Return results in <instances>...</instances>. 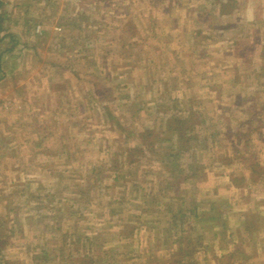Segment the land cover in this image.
<instances>
[{
  "label": "rangeland",
  "instance_id": "1",
  "mask_svg": "<svg viewBox=\"0 0 264 264\" xmlns=\"http://www.w3.org/2000/svg\"><path fill=\"white\" fill-rule=\"evenodd\" d=\"M240 2L232 14L217 17L209 24L195 25L186 7L174 5L168 10V0H112L109 5L103 0H0L5 29L1 36L11 32L18 40L15 48L8 52L11 48L8 38L0 43V54L7 66H4L6 81L0 82V223L3 228L15 223L14 220L7 222L10 217H5L7 211L1 210V204L12 202L14 210L20 205L21 216L10 245L0 252V260L5 259L9 264H58L54 257L61 263L63 248L67 259L89 256L103 260L97 251H100L99 241L106 238L104 247L109 249L110 255L99 264H115L119 260L118 264L156 262L151 256L153 250L150 252L152 242L146 239V234L138 236L143 239L142 246L133 243L114 248L116 243L112 237L119 229L110 228L107 223L110 220L116 223L117 217L111 218L112 208L106 202L119 192H130L128 186L101 188L81 199L72 188L73 179L78 177L70 179L67 173L65 179L60 178L71 167L82 171L95 165H104L106 169L114 163L119 165L120 157L113 158V155L115 152L123 154L119 148L123 136L118 135L119 128L113 131L107 125L108 118L102 116L105 103L97 105L103 99L98 98L95 91L97 85L112 87L107 80L112 78L114 88L121 83L119 87H126L131 96V100L110 98L106 104L120 117L125 133L157 129L169 119L172 110L193 109L204 120L194 142V145L208 147L205 151L208 153L194 158L206 168L202 174L204 182L199 186L203 192L215 190L220 200L229 199V209L223 206L228 216L227 226L229 231H235L234 245L243 244L249 259L228 262L217 258L213 262L211 255L226 254L219 250L220 243L213 242L209 249L212 254L200 252L195 258L197 264H264V236H260L261 242L258 240L256 247H251L241 234L244 232L238 214L247 207L243 197L259 200L264 197V178L250 185L251 189L245 187L240 192L232 186L233 177H249L247 159L252 158L253 151V160L264 168V151H260L264 148V71H250L252 68L260 70L262 61L255 59L253 67L241 58L240 62L239 59L232 61L229 56L235 35L242 41L256 34L248 38L254 43L258 38L256 50L264 43V0ZM83 6L90 10L88 23L94 39L85 47L72 46L73 50L68 51L72 39L60 37L63 29L59 21L66 14L73 18ZM128 21L135 23V35L129 36L124 31ZM218 23L233 27L215 29ZM194 30H203L202 35L207 39L198 38ZM124 39L134 43L130 53L137 59L135 66L128 65L122 57L127 53ZM64 41L66 43L62 44ZM197 44L196 50L204 47L207 51L203 59L194 52ZM103 57L107 62L102 61ZM125 67L128 70H123ZM134 98L141 104L144 117L136 115ZM227 125L231 129H225ZM7 134L12 145L18 147L14 151L15 158L3 143V136ZM132 138L137 139L136 135ZM64 143H68L69 148L73 146L77 153L75 164L72 161L66 165L59 155L51 157L49 154L48 151L60 154L62 149H67ZM150 143H153L152 137ZM126 145H136V142ZM43 151L47 152L45 156ZM189 158L187 154L180 160L183 164L193 162ZM159 161V155L140 161L145 179L161 181ZM109 175L104 174L103 185L112 186L113 177ZM153 187L157 189V185ZM191 187L194 186L190 184ZM261 209L264 216V207ZM156 233H160V229L155 230ZM192 234L205 240L210 238L208 231L200 226H196ZM76 235L80 236V243L75 242ZM88 237L96 241L88 245L85 242ZM130 249H140L142 253L131 257L133 253L127 252ZM228 249L232 252L233 245H228ZM43 251H48L47 259L43 258ZM159 253L166 255V252ZM35 255L39 258L34 259Z\"/></svg>",
  "mask_w": 264,
  "mask_h": 264
},
{
  "label": "trees",
  "instance_id": "2",
  "mask_svg": "<svg viewBox=\"0 0 264 264\" xmlns=\"http://www.w3.org/2000/svg\"><path fill=\"white\" fill-rule=\"evenodd\" d=\"M103 1L106 5H109L112 0ZM182 2L183 0H168L169 4L167 8L171 11L174 5L181 7ZM194 2L195 5L199 3L198 6L191 7L193 13H190V15H192L193 23L195 25L209 24L211 20H216L217 17L230 15L241 5L240 0H195ZM90 16L91 13L88 12V10H85L84 12H81V14L75 15L73 18L66 14L59 21V26L63 29L62 33H60V37H62L63 40L68 38L72 39V49L67 47L68 51L73 50V47L81 45L85 47V44L94 39L90 24L88 23ZM215 26H217L215 29L222 28L223 30L230 29V26L233 27V25H220V23L215 24ZM134 27L135 23L128 21L124 31L127 32V35L130 34L129 36L135 35ZM3 31V21L0 18V35ZM194 32L198 38L207 39V37H203L202 30H194ZM46 34L47 33H45V35ZM3 38H8V42L11 44V48L7 49V52L13 50L18 42V40H16V36L13 33L8 32L3 35ZM246 40L247 39L236 42L234 45V51L243 59L248 58L257 46V44L255 46L254 43L252 44ZM2 42L3 39L0 36V43ZM65 43V41L62 42V44ZM124 45L127 47V49L125 48V52L127 53L125 55L122 54L123 56H121L127 63L129 62L128 65L135 66V64H137V59H134V55L130 53V49L134 46V43L129 41L127 43L124 39ZM260 48L263 52L264 45ZM170 53H173V51H170ZM197 55L199 59H203L207 56L206 49L203 47ZM2 57L3 55L0 54V74L2 73V76H0V82L6 81L5 78L7 76V73L4 71V66H7L4 64ZM103 59L104 60L102 61L104 63L107 62L106 57H103ZM134 61L136 62L134 63ZM180 63L184 64L183 61ZM123 70L128 69L125 67ZM107 80H109V85L112 87H99L98 85L95 87V91L98 93V98L103 99V101L97 105L100 106L99 104L105 103L103 106L105 111L102 116L108 118L106 119L107 125L113 131H117L119 128L120 131L118 135L120 137L123 136V138H120L119 148L121 149L120 152H123V154L125 153V155L123 156V154H118L119 152L114 153L113 158L120 157L121 161L119 162V165L114 163L113 166L111 165L110 167H107V169L104 165H99L97 167H95V165L91 169H83L82 171L71 167L65 170L64 175L61 176L60 174V178L65 179V176L67 177V173L70 174V179L77 176L78 178L73 179L72 188L75 189V194H77V196L81 199L85 198L90 193L94 194L101 188L110 190L113 189L112 187L128 186L130 192H126L125 190V192H119L120 194H115L114 197H110L111 199H107L109 201L106 202L112 208L110 212L111 218L117 217L116 223H112L111 220L107 223L108 227L111 228L117 226L119 229L113 234L114 237H112L115 239L116 243L114 248L118 249L121 245L131 246L133 243H140L142 246L143 239L138 238V236L141 235L144 237L143 234H146V239H150L152 242L151 245L153 248L150 250V252L153 250L151 254H154L151 255L152 259L156 258V262L152 263L151 260L150 264H197L195 257L200 248L209 249V244H206L201 240V238H203L202 236H194L192 234L193 229L196 228V226L194 227V224L196 225L198 222L199 224L211 225L208 228L211 235L210 241L212 243H220L219 250L226 252L225 255H222L221 257L216 256L214 258H219V260L225 258L228 262H230L231 259L236 256V252L243 256L245 254L241 247L243 244L240 245L236 243V245H234L235 243L232 241L234 240L233 234L235 231H229L228 229V216L223 210L224 207L221 205L217 208V205L214 202H209L208 210H199V208H203L204 203H206L204 201L200 202L201 200H199V195L201 194V188L199 185L201 182H204L202 181V174L206 168L200 164V161H194V158H198V156L201 158L208 153L205 152L208 147L202 144L194 145V142L197 140L201 132L200 130L204 125V120H202L198 114L196 115V112H194L193 109L186 112H175L172 110L169 119L165 121V124H163V122L157 129L143 130L139 133H125L126 131L121 124L119 119L120 117H117L114 110L107 107L106 104H108L107 102H110V98L131 100V96L126 87H119L121 86V83L116 84L117 87L115 86L114 88V85L111 83V81H113L112 78ZM77 101L79 103V98ZM132 101H134L133 105L137 110L136 115L141 117L144 112L143 108H141V104L137 101V98H134ZM225 129H231L230 125L225 126ZM135 135L140 144L137 142V139L132 138L133 136L135 137ZM151 137L153 139V143H150ZM3 138L4 145L9 150L11 149L10 154H12V157L15 158L14 151L18 150V147H14L12 145L9 134L4 135ZM127 142H136V145L128 146L126 145ZM262 142L264 144V140ZM64 144L67 149H62L60 154L48 151L49 154H51V157L59 155L60 159L66 165H69L72 161H74L72 164H75L77 161V153L74 149H72L73 146L69 148L68 143ZM43 153V156H45V153L47 152L43 151ZM187 154H190V158L193 162L184 163V165L180 159L182 157L184 160ZM156 155H159L161 158V161H159V166L161 168L159 167L160 169L158 170V174L161 175V181H157L155 183V181H153L154 179H145L147 176L143 175L140 171V161L148 156ZM252 155V158L250 156L247 159L250 162L249 177L242 175L238 178L233 177L232 179L233 185L241 189L247 186H249L247 188H251L250 185L257 184L259 178H264V169L260 167L257 160H253L255 155ZM127 159H130V161H127ZM105 163L107 164V162ZM170 166H173L174 169L170 168ZM131 170L133 172H131ZM104 174H106L107 177L111 174L113 177L112 186L103 185ZM152 182L153 186L157 185V189H154ZM245 182H247L246 185H244ZM190 184L194 187L189 188ZM9 195H12V192L9 193ZM21 195L24 196L22 192ZM31 195H33V193H31ZM7 198L10 199V196H7ZM90 198H93V196L91 195ZM12 204L14 203L7 202L4 205L1 204V210L4 209L7 211V215L5 217H10L9 220L7 219V222H13L14 220L15 223L7 228H3V224L0 223V252H4L8 248L11 243L10 240L13 236V230L18 227L19 222L21 221V216L19 214L20 205H17L16 207L18 210H14V206L11 208ZM11 212L14 214L12 217L10 214ZM239 217L241 219L239 222L243 227V232L247 238L246 240L248 244L252 245V247H256V234L253 233H258L260 227L264 224L263 216L256 215V217L253 216L252 218L249 213H243L239 214ZM158 229H160V233L155 234V230ZM75 238V242L80 243V236L76 235ZM94 241H96V238L88 237L85 242L89 245L94 243ZM107 241L108 240L106 238L99 241L98 249L100 251L97 252L103 256V260H95L89 256H82L78 258L69 256L68 260L64 257L66 251L65 248H63L61 249V252L64 253H62L63 261L59 263L60 260L56 256L54 257V261H57L58 264H74L75 262H77V264H99L105 260V257L110 255L109 249L104 247L105 242ZM83 243L84 241L82 244ZM228 245H233L235 250L229 252ZM161 249L163 251H160ZM127 252L133 253L131 257H137L142 253V250L130 249ZM159 252H166V255L160 254ZM167 252H169V256H167ZM117 253L121 255L120 257H122L119 250ZM92 254H96L94 250ZM115 256H117L116 253ZM47 257L48 251H43V258L47 259ZM38 258V255L34 256V259ZM119 262L120 260L115 262V264H118ZM136 262L139 263V261ZM112 263L114 262H111V264ZM0 264H9V262L2 259L0 260Z\"/></svg>",
  "mask_w": 264,
  "mask_h": 264
},
{
  "label": "crops",
  "instance_id": "3",
  "mask_svg": "<svg viewBox=\"0 0 264 264\" xmlns=\"http://www.w3.org/2000/svg\"><path fill=\"white\" fill-rule=\"evenodd\" d=\"M144 0H141V2H143ZM187 1V2H186ZM195 0H184L183 2H182V5H181V7L182 6H184V7H186L187 8V11L186 12H188L189 14L190 13H193V10H191V7L192 6H196L195 5V2H194ZM85 10H87V9H84V6L82 7V9L81 8H79V12L78 13H75V14H81V12H84ZM88 12H90V10H88ZM1 14V13H0ZM194 15V14H193ZM0 18H1V16H0ZM126 20V19H125ZM192 20H193V18H192ZM127 21V20H126ZM4 29V28H3ZM263 31V30H262ZM3 32H5V29H4V31ZM204 31L202 30V33H203ZM43 35H44V33H43ZM255 36H256V34H254ZM253 35V36H254ZM1 36V35H0ZM124 36V35H123ZM122 36V37H123ZM253 36H251V35H248V37L246 38V39H248V38H251V37H253ZM254 36V37H255ZM259 36H260V34H259ZM121 37V38H122ZM1 38L2 39H4L3 38V35L1 36ZM234 38V42H232V44H231V46L233 45V51L231 52V55H229L230 57H232V61H235L236 59H239V62H240V58L241 57H239L237 54H236V52L234 51L235 50V48H234V45H235V43L236 42H239V41H241V37H238V36H236L235 35V37H233ZM6 39V38H5ZM9 40V39H8ZM253 40H254V38H253ZM255 43L254 42H251L249 39H248V41L249 42H251L252 44L254 43V45L256 46V44L258 43V38H255ZM264 45V43H261V46H263ZM197 46H199L198 44L195 46V48H193L194 49V52L196 51L197 52V54L199 53V51H200V49L199 50H196V48H197ZM260 45H259V49H254L255 50V52H254V50L252 51V54L248 57V58H246V59H243V58H241V59H243L244 60V62L246 63V65H250V66H253V61L255 60V59H259V60H261L262 61V64H261V68H260V70L257 68V69H251L250 71H264V51L262 52L261 51V47ZM254 52V53H253ZM192 53V52H191ZM198 56V55H197ZM224 57V56H223ZM225 58V57H224ZM226 59V58H225ZM227 60V59H226ZM253 67H255V66H253ZM260 151H264V148L262 149L261 148V150ZM245 153H246V151H245ZM243 154V153H242ZM253 154L255 155V152L253 151ZM245 155V154H244ZM264 169V168H263ZM231 185V184H230ZM232 186H234L237 190H235V191H238V192H240L241 190V188H239V187H237V186H235V185H233V182H232ZM247 187H249V186H247ZM234 188V189H235ZM243 189V188H242ZM249 189V188H248ZM251 189V188H250ZM201 194L199 195V200H201L200 202H206V203H204V207L203 208H199V210L200 211H206V210H208V208H209V206H208V204H209V202H214L216 205H217V208L219 207V206H226L227 207V209H229V206H228V204H229V199H223V200H220V199H218V193L215 191V190H212V191H209V193H207V192H203V190H201V192H200ZM252 193V192H251ZM241 194V193H240ZM212 196V197H211ZM243 200L244 201H247V202H245V204L247 205V207H245L243 210H239L238 211V214H243V213H249L250 215H251V217L253 218V216L254 217H256V215H261L262 213L260 212V210H262L261 209V207H264V197H262V199H258L257 197H243ZM228 202V203H227ZM244 203V202H243ZM263 218H264V216H263ZM195 226H200L201 228H202V230H204V231H208V233L210 234V232H209V226H211L210 224H199L198 222H197V224L195 225L194 224V227ZM240 227L243 229V227H242V225H240ZM241 234H243V236H245L244 235V233H241ZM253 234H256V240H257V244L255 245V246H257L258 245V240H260L259 241V243L261 242V239H259V238H261V237H263L264 236V224L260 227V229H259V232L258 233H253ZM166 236V235H165ZM261 236V237H260ZM164 237V236H163ZM162 237V238H163ZM210 239H211V235H210V238L208 239V240H205V239H203V238H201V240L204 242V243H206V244H209V249L211 248V246L212 245H214L211 241H210ZM212 243V244H211ZM250 247V246H249ZM251 247H252V245H251ZM254 248V247H253ZM209 249H204V248H200V250H199V252L197 253V255L200 253V252H202V251H204V253L205 254H212L210 251H209ZM242 249H244V245L242 246ZM235 249H233V251H234ZM160 251H163L162 249L160 250ZM221 251V250H220ZM230 251H232V250H230ZM203 253V254H204ZM226 252H224V254H225ZM169 254V252H167V256H169L168 255ZM196 255V256H197ZM217 255H211V259L213 260V262H214V260H216V258H214V257H216ZM222 256V255H221ZM221 256H219V257H221ZM240 255L236 252V256L234 257V258H232V261H234L235 262V260L236 259H241V260H245V259H249V257H246V255L244 254L243 256H241L240 258H238ZM196 258V257H195ZM199 264V263H198ZM222 264H225V263H222ZM226 264H228V263H226ZM233 264V263H232Z\"/></svg>",
  "mask_w": 264,
  "mask_h": 264
}]
</instances>
